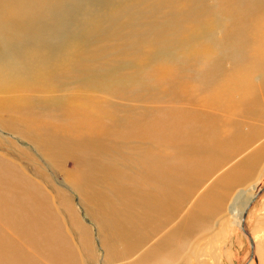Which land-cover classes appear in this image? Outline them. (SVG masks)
Segmentation results:
<instances>
[{
	"label": "bare ground",
	"instance_id": "bare-ground-1",
	"mask_svg": "<svg viewBox=\"0 0 264 264\" xmlns=\"http://www.w3.org/2000/svg\"><path fill=\"white\" fill-rule=\"evenodd\" d=\"M181 46L182 66L160 79L164 87L127 74L144 53L161 67L154 56L170 48L177 59ZM254 73L261 83L253 85ZM94 90L146 105L109 104L89 97ZM177 98L183 105L153 104ZM0 99L7 115L0 122L36 142L48 162L62 167L76 158L67 182L110 258L156 238L127 264H169L191 215L199 221L229 186L217 181L216 196L211 188L213 197L201 196L170 226L192 183L218 161L219 135L230 136L220 130L232 117L223 116L233 107L264 110V0H0ZM6 161L0 160V264H79L72 235L91 263L84 254L91 234L69 194L52 189L55 205ZM31 167L35 179L48 181L36 160ZM262 191L259 184L246 197Z\"/></svg>",
	"mask_w": 264,
	"mask_h": 264
},
{
	"label": "rangeland",
	"instance_id": "rangeland-1",
	"mask_svg": "<svg viewBox=\"0 0 264 264\" xmlns=\"http://www.w3.org/2000/svg\"><path fill=\"white\" fill-rule=\"evenodd\" d=\"M192 28L193 25H189L188 32H190ZM169 49L161 50L158 52L159 55L154 56L156 61H161V67L153 60L152 56H150L152 61L148 60L149 55L147 56V54L144 53L141 58V61L144 62H142V64L141 61H139V63L135 62L136 64L130 62V64H132L130 68L131 71L129 70L127 74L131 75V77L134 76L133 78L137 77L141 82L147 84L149 82L155 83L154 79L156 78L155 85L159 88L164 87L166 84L161 82L160 79L166 78V80H168L169 78L166 77V73L171 72L177 65L182 66L186 50L185 46H181L178 49L179 51L177 50V54L173 53L177 59H171V55L168 53ZM229 65L230 64L226 62V66L228 67ZM158 77L159 79H157ZM251 82L253 85L261 83V78H259L257 73L253 74ZM90 93L91 94L88 95L89 97L96 96L98 99L108 102L109 104H122L124 102L122 105H146L145 101L136 98L129 99L128 97L120 95V99L118 97L117 99L116 94L103 95L101 92L97 93L96 90L90 91ZM31 94L34 96L36 95V92H32ZM232 95V99L237 98L235 91H233ZM5 99H7V96H5ZM127 99L128 101H126ZM125 102L130 103L126 104ZM153 104L168 108L169 106L164 105H183V101L182 99L177 98L172 103L166 101H154ZM243 105L245 104L243 103ZM244 107L245 106L242 108L233 107L232 111L230 110L227 112L228 115L226 112L222 114L223 116L226 113V116H223L224 118L226 117V121L231 117L232 118L230 119L229 124H223L222 130H220L222 131L221 134L224 132L223 134L230 135L228 138H232L228 139L224 138L223 135H219V138H221V140L223 138L224 140L222 142V148L220 149L222 152L219 150L218 153L221 154H217L218 161L208 170L205 169L204 172H202L203 174L192 183L191 188L183 201L182 208L179 209V215L178 212H176L170 226L178 221L181 215L188 213L197 199L201 196L213 197L210 194L211 188H215L214 195L216 196V192L222 190L219 185L224 180L228 182L229 186L227 187L226 185V188L223 189L225 190L223 191L225 194L222 193L217 195L214 198L216 200L211 202L215 204L217 199H221V196L223 195L220 203L218 202L219 204L215 205L210 204V207L202 217H200L199 221L196 223L195 221H192L193 215H191L190 224L184 230L183 240L181 239L176 242L178 244L177 248L174 246L171 247L172 257H169L168 259L169 264H264V189L258 195L253 205L248 209L244 222L246 231L251 238H254L255 244H257L256 251L252 248V252L254 253L250 252V240L239 228L243 207L249 201L248 198H250V196L247 198L246 194L248 192L254 193L256 186L259 184L264 186V110L261 111V113L253 109L246 110ZM3 113L4 112L0 113V121L6 120L7 115ZM220 113L222 112L220 111ZM223 127H225V129ZM23 135L24 134L12 130L7 124L0 122V160H7L6 162H11V165L22 169L25 175L30 179L33 178L32 180L48 191L50 194H48L49 197L52 198L53 201L55 200V205H57V200L56 198L54 199L55 195L52 193V189H62L69 194L70 202L73 204L72 206L75 213L77 212L76 215L78 216V219H80L79 221L81 223L83 221L82 224L88 227L89 234H91L90 246L87 250L85 249L87 252L84 250L87 260H90L91 262L89 264L130 263L131 261H134L146 247L156 240V238H152V241L149 240L144 245H141L133 253L131 252L130 255L124 256L122 251H118L113 258H110L108 256L109 254H107V244L101 243L102 236L99 237L98 235L97 225L88 217L83 204L80 203L79 193L67 182L68 175L66 174V171H69V169H75L77 163L76 158L70 157L69 160H65L62 167L53 165L43 156L36 142L30 141L27 136ZM228 141H230V143ZM218 146H221L220 142L218 143ZM30 159L36 160L42 167L45 175L48 176V181H46V183L45 178H40L41 180L34 178L32 175L34 171L31 167ZM203 159L205 160L206 158L202 156V160ZM231 174L233 176H236V174L243 176L238 179V176L234 178ZM217 181L219 182V185ZM259 190H261V188ZM58 213L60 214V211H58ZM165 229L167 230V228H164V230ZM73 236L74 235L69 237L72 240V245L75 244V255L79 260V264H85L84 260L86 258L83 259L82 250H80V247L77 245ZM249 260H251V262Z\"/></svg>",
	"mask_w": 264,
	"mask_h": 264
},
{
	"label": "water",
	"instance_id": "water-1",
	"mask_svg": "<svg viewBox=\"0 0 264 264\" xmlns=\"http://www.w3.org/2000/svg\"><path fill=\"white\" fill-rule=\"evenodd\" d=\"M263 189H264V186H263ZM258 194H255L251 199L250 201L247 203L246 207L243 209V212L241 214V219H240V229L242 230L243 233H245L247 235V237L249 238L250 240V252L252 253V242H251V238H250V235L248 234V232L246 231V229L244 228V222H245V218H246V214H247V211L249 209V207L251 206V204L253 203V201L255 200L256 196Z\"/></svg>",
	"mask_w": 264,
	"mask_h": 264
}]
</instances>
